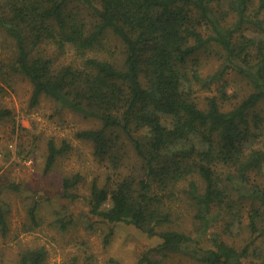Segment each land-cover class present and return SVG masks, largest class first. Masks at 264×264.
<instances>
[{
    "label": "trees",
    "instance_id": "16d2710c",
    "mask_svg": "<svg viewBox=\"0 0 264 264\" xmlns=\"http://www.w3.org/2000/svg\"><path fill=\"white\" fill-rule=\"evenodd\" d=\"M108 34L123 44L122 63L91 54ZM0 38V75L28 78L32 106L46 95L98 119L77 136L91 141L94 155L111 160L114 170L125 162L124 142L131 143L138 171L94 180L89 205L106 221L158 236L159 257L144 252L138 264H162L175 253H193L203 264H245L257 254L255 241L240 247L224 231L208 230L217 215L232 216L228 229L242 221L249 200L253 234L264 221V184L252 181L254 171L264 177V0H0ZM212 42L227 64L203 77L200 50ZM48 45L63 52L72 47L78 59L55 66ZM229 67L253 84L252 91L238 100L237 89L222 84L220 94L202 103L195 81L209 86ZM11 114L0 102V119ZM69 147L49 141L47 171ZM81 178L64 177L65 195ZM175 196L189 200L201 230L172 226ZM31 215L36 218L35 208ZM8 228L0 207L1 233ZM46 258L38 247L24 250L19 261L43 264Z\"/></svg>",
    "mask_w": 264,
    "mask_h": 264
},
{
    "label": "rangeland",
    "instance_id": "374dc122",
    "mask_svg": "<svg viewBox=\"0 0 264 264\" xmlns=\"http://www.w3.org/2000/svg\"><path fill=\"white\" fill-rule=\"evenodd\" d=\"M82 12L86 16L89 13L84 9ZM104 43L103 47H96L91 54L122 63V42L108 34ZM46 52L53 58L55 66L78 59L72 47L63 52L54 45H48ZM200 52L199 72L203 77L214 74L221 65L227 64L217 43L212 42ZM188 66L190 68L191 62ZM222 84L229 85L228 89H237L238 100L254 87L246 77L229 67L223 79L215 80L209 86L195 81V92L199 100L205 103L211 93L220 94ZM0 85L5 88L0 102L12 111L10 116L0 119V207L6 210L9 222L8 231L5 234L0 231V263L20 264L24 250L38 247H44L47 251L43 264H138L144 252L159 257L154 249L160 242L158 236H149L126 222L106 221L90 211V185L94 180L102 183L108 175L117 178L119 173L116 172L120 170L121 174L138 171L139 160L131 143L124 142L123 149L127 151L124 152L125 162L119 170H114L111 160H100L94 155L91 141L77 136L79 130L97 126L98 119L63 107L46 95L32 106L33 85L22 74L14 73L11 79H3L0 75ZM228 104L231 105L230 102ZM260 108L264 113V102ZM51 139L57 146L67 141L70 147L58 156L47 171L46 158ZM76 173L82 175L81 181L71 193H66L70 196L65 195L62 181L64 177ZM257 173H252V181L258 179L264 184V177L257 176ZM74 194L77 196L73 197ZM248 204L241 212L242 221L239 219L228 229L226 224L232 216L228 219L217 215V221L207 230L208 233L216 229L224 231L223 236L240 247L255 241L259 246L257 254L246 257L244 262L264 264V255H259L260 252L264 253V221H260V231L253 234L248 225ZM169 205L174 211L172 226L180 224L187 231L193 228L201 230L195 221V209L184 196H175V202ZM33 208L36 218L31 215ZM207 244L208 239L205 238L202 245ZM162 264L203 263L193 253H175L163 258Z\"/></svg>",
    "mask_w": 264,
    "mask_h": 264
}]
</instances>
